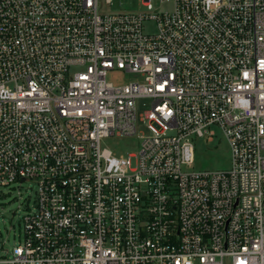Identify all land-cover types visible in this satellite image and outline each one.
<instances>
[{"label":"built area","instance_id":"obj_1","mask_svg":"<svg viewBox=\"0 0 264 264\" xmlns=\"http://www.w3.org/2000/svg\"><path fill=\"white\" fill-rule=\"evenodd\" d=\"M102 1L0 0V187L37 186L0 264H264V0ZM213 126L231 167L194 170Z\"/></svg>","mask_w":264,"mask_h":264},{"label":"rangeland","instance_id":"obj_2","mask_svg":"<svg viewBox=\"0 0 264 264\" xmlns=\"http://www.w3.org/2000/svg\"><path fill=\"white\" fill-rule=\"evenodd\" d=\"M155 10L170 11L173 8V0L162 2L150 0ZM101 12H135L146 10V6L140 0H112V3L101 2ZM145 30L149 33L155 31L153 21L145 23ZM109 80L114 83H127L134 75L115 69L109 73ZM150 101L147 99L139 102L140 111L148 109ZM215 136L207 142L205 138L195 139V157L192 169L194 170H227L231 167L232 157L229 144L218 126L211 127ZM139 134H149L150 130L145 124L138 127ZM140 138L136 136L126 138H112L107 145L112 146L118 153H136L140 149ZM37 186L33 181L14 182L9 186L0 187V256L3 249L11 250L15 245L23 241V216L28 208H34Z\"/></svg>","mask_w":264,"mask_h":264}]
</instances>
